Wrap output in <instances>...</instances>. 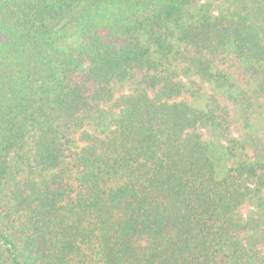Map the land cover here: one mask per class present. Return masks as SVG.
Instances as JSON below:
<instances>
[{"label":"trees","instance_id":"obj_1","mask_svg":"<svg viewBox=\"0 0 264 264\" xmlns=\"http://www.w3.org/2000/svg\"><path fill=\"white\" fill-rule=\"evenodd\" d=\"M0 264H264V0H0Z\"/></svg>","mask_w":264,"mask_h":264},{"label":"rangeland","instance_id":"obj_2","mask_svg":"<svg viewBox=\"0 0 264 264\" xmlns=\"http://www.w3.org/2000/svg\"><path fill=\"white\" fill-rule=\"evenodd\" d=\"M227 67L238 76V78L240 79L241 82L245 81L244 76L242 74V71H241V69L239 67L238 61L236 59L235 60H230L227 63Z\"/></svg>","mask_w":264,"mask_h":264}]
</instances>
